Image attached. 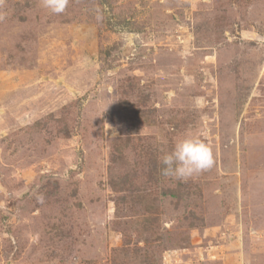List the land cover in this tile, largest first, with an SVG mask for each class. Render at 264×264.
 Returning a JSON list of instances; mask_svg holds the SVG:
<instances>
[{
	"label": "rangeland",
	"instance_id": "1",
	"mask_svg": "<svg viewBox=\"0 0 264 264\" xmlns=\"http://www.w3.org/2000/svg\"><path fill=\"white\" fill-rule=\"evenodd\" d=\"M0 264H264V0H0Z\"/></svg>",
	"mask_w": 264,
	"mask_h": 264
},
{
	"label": "clouds",
	"instance_id": "2",
	"mask_svg": "<svg viewBox=\"0 0 264 264\" xmlns=\"http://www.w3.org/2000/svg\"><path fill=\"white\" fill-rule=\"evenodd\" d=\"M69 0H42L45 8L54 14L63 13ZM161 174L180 182L210 170L215 163L211 147L197 134L188 133L178 138L170 151L158 157Z\"/></svg>",
	"mask_w": 264,
	"mask_h": 264
}]
</instances>
